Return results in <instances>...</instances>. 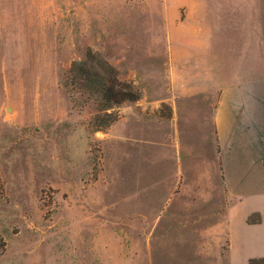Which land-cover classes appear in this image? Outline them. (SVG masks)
<instances>
[{
    "label": "rangeland",
    "instance_id": "obj_1",
    "mask_svg": "<svg viewBox=\"0 0 264 264\" xmlns=\"http://www.w3.org/2000/svg\"><path fill=\"white\" fill-rule=\"evenodd\" d=\"M262 1L0 0V264H229L228 205L251 202L214 113L219 86L264 80ZM90 55L137 95L98 129L67 79Z\"/></svg>",
    "mask_w": 264,
    "mask_h": 264
},
{
    "label": "crops",
    "instance_id": "obj_2",
    "mask_svg": "<svg viewBox=\"0 0 264 264\" xmlns=\"http://www.w3.org/2000/svg\"><path fill=\"white\" fill-rule=\"evenodd\" d=\"M251 26L250 36L246 35V45L254 56L263 58V61L264 0ZM219 87L221 95L214 120L220 139L226 144L223 151L227 149L223 153L228 155L230 171L226 179L228 197L231 201L236 198L241 201L246 197L251 202L237 216L232 214L230 203L228 205L226 219L230 229L226 234L229 264H252L250 260L253 259L262 260L254 264H264V196L260 194L263 192H260V188L264 186V181L247 177V170L257 169L263 160L258 156L264 142V80L250 79L232 84L227 99L225 89ZM226 102L228 111L223 115ZM255 213H258L259 220L248 221V217Z\"/></svg>",
    "mask_w": 264,
    "mask_h": 264
},
{
    "label": "trees",
    "instance_id": "obj_3",
    "mask_svg": "<svg viewBox=\"0 0 264 264\" xmlns=\"http://www.w3.org/2000/svg\"><path fill=\"white\" fill-rule=\"evenodd\" d=\"M69 83L75 87L87 91L92 95L93 100L99 105L94 114L95 129L108 126L116 119L117 113L105 111L113 104L136 98L137 95L132 91L129 84L117 78L114 69L105 61L90 55L84 60L73 62L67 75ZM256 218L248 217V221L256 222L259 220L258 213ZM5 242L0 237V250ZM262 260H250L252 264L261 263Z\"/></svg>",
    "mask_w": 264,
    "mask_h": 264
}]
</instances>
